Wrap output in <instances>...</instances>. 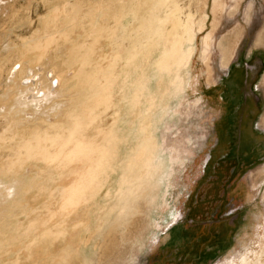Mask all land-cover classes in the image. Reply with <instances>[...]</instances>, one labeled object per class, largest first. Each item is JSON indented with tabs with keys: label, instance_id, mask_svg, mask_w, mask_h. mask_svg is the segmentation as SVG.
Segmentation results:
<instances>
[{
	"label": "rangeland",
	"instance_id": "1",
	"mask_svg": "<svg viewBox=\"0 0 264 264\" xmlns=\"http://www.w3.org/2000/svg\"><path fill=\"white\" fill-rule=\"evenodd\" d=\"M263 121L264 0H0V264H264Z\"/></svg>",
	"mask_w": 264,
	"mask_h": 264
},
{
	"label": "crops",
	"instance_id": "2",
	"mask_svg": "<svg viewBox=\"0 0 264 264\" xmlns=\"http://www.w3.org/2000/svg\"><path fill=\"white\" fill-rule=\"evenodd\" d=\"M227 81H229V79ZM241 89H242V76L240 74L239 82H237L235 84L234 90L231 93V96H232V98H234L235 101H236L237 97H239L238 101H240L241 97L239 96V91ZM235 113H236V111H235ZM229 128L230 129H229L228 133L230 135L231 143H236L237 141H242L244 136L250 137V123L249 122H243V121L238 122L235 120L234 123L232 122V124L229 126ZM221 133H222V130L218 129V134L220 136V139H221ZM224 151H222V152H224ZM231 158L235 159L236 161H239V153H229V152H226V153H210V155L208 156V159L205 162V167L209 166V164H210V166H214L215 164L220 166L222 163L225 164L227 159H231ZM239 210H241V209H239ZM213 226L209 229V233L211 234V232H212L213 234H215L218 231H220L219 234L221 235V237H224V239H223L224 243L227 244L228 239L230 240V238L231 239L233 238V232H232L233 227L228 221L219 220L218 224H215ZM176 242L178 243L179 241H176ZM224 245L223 246L220 245L218 247V249L216 248L213 250H209L208 254H211V255H209V257H207L206 260L207 261L212 260L215 257L217 252H219L223 249L225 250V248H227V245H225V246ZM175 246H179V245L176 244Z\"/></svg>",
	"mask_w": 264,
	"mask_h": 264
},
{
	"label": "bare ground",
	"instance_id": "3",
	"mask_svg": "<svg viewBox=\"0 0 264 264\" xmlns=\"http://www.w3.org/2000/svg\"><path fill=\"white\" fill-rule=\"evenodd\" d=\"M51 76V75H50ZM55 78H57V86L55 88H53V79H51L50 83L46 84V82L40 80L36 81V78H30L29 82L25 84V87H30L31 84L33 83L34 84V87L33 89H36L38 90V93L39 91H41L43 93V95L45 96V98L47 97V99L50 97L49 95H51L52 93H54L53 91H56V88L58 87V84H59V79L57 77V75H54ZM39 85V86H37ZM21 87V85H20ZM264 125V121L262 123Z\"/></svg>",
	"mask_w": 264,
	"mask_h": 264
},
{
	"label": "built area",
	"instance_id": "4",
	"mask_svg": "<svg viewBox=\"0 0 264 264\" xmlns=\"http://www.w3.org/2000/svg\"><path fill=\"white\" fill-rule=\"evenodd\" d=\"M233 212H235V210H234V209H230L228 215H230V214L233 213Z\"/></svg>",
	"mask_w": 264,
	"mask_h": 264
}]
</instances>
